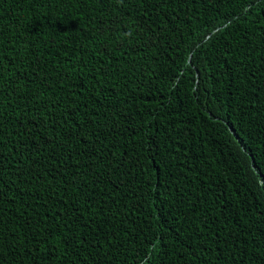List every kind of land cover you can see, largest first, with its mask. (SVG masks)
I'll return each mask as SVG.
<instances>
[{
  "label": "trees",
  "instance_id": "16d2710c",
  "mask_svg": "<svg viewBox=\"0 0 264 264\" xmlns=\"http://www.w3.org/2000/svg\"><path fill=\"white\" fill-rule=\"evenodd\" d=\"M0 264H264V0H0Z\"/></svg>",
  "mask_w": 264,
  "mask_h": 264
}]
</instances>
